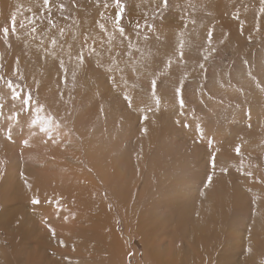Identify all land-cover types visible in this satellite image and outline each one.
<instances>
[{"label":"rangeland","instance_id":"rangeland-1","mask_svg":"<svg viewBox=\"0 0 264 264\" xmlns=\"http://www.w3.org/2000/svg\"><path fill=\"white\" fill-rule=\"evenodd\" d=\"M1 221L0 264H264V0H0Z\"/></svg>","mask_w":264,"mask_h":264},{"label":"bare ground","instance_id":"bare-ground-1","mask_svg":"<svg viewBox=\"0 0 264 264\" xmlns=\"http://www.w3.org/2000/svg\"><path fill=\"white\" fill-rule=\"evenodd\" d=\"M29 4V3H28ZM259 5V9H263V6H262V3H260V4H258ZM218 14V13H217ZM214 16V15H213ZM217 16V15H216ZM221 22H223V21H221ZM224 23V22H223ZM13 24V23H12ZM181 23H180V21H178V22H176L175 23V25H180ZM247 27V26H246ZM165 35H167V34H165ZM167 38V37H166ZM70 40V39H69ZM169 44H171V43H169ZM68 46V45H67ZM41 48V47H40ZM43 48V47H42ZM42 48H41V50H42ZM45 49H47L46 47H45ZM61 49V48H60ZM50 51V50H49ZM164 51V50H163ZM44 52V51H43ZM59 52H60V50H59ZM40 54V53H39ZM51 54V56H50V59L51 60H53L55 57H57L55 54H53V53H50ZM61 54V53H60ZM173 54V53H172ZM55 56V57H54ZM170 56V55H169ZM52 57H54V58H52ZM168 59V58H167ZM51 60H49V61H51ZM47 62H48V60H47ZM263 121V120H262ZM256 122V121H255ZM248 134H250V132L248 131L247 132ZM217 149V148H216ZM207 162V161H206ZM43 167L44 168H50V167H52V165H50V164H46V161L43 163ZM222 172V171H221ZM2 180L3 181H1V184H2V186L1 187H3L4 185H5V182H6V178H2ZM33 180V179H32ZM35 180V179H34ZM31 181L30 180V182H29V186H30V189H31V191H32V193H33V196H32V198L34 197L35 199H37V197L38 196H36L37 194H38V192L40 193V190L41 191H43V189H44V186H45V183H43L42 182V180H35V181ZM207 181V180H206ZM45 188H46V186H45ZM38 189V191L37 192H35L36 190ZM29 190V189H28ZM46 190V189H45ZM53 190H51V192H52ZM46 192V191H45ZM35 193V194H34ZM42 193V192H41ZM53 194V193H52ZM59 194V192H57L56 190H55V192H54V195L55 196H57ZM39 195V194H38ZM61 195V194H60ZM55 196H53V197H55ZM40 197H42V196H40ZM39 197V198H40ZM61 197V196H60ZM28 198H30L31 199V197H28ZM44 198V197H43ZM41 200V199H40ZM43 200V199H42ZM40 203H42V202H40ZM34 206H36V203L35 202H33L32 203ZM43 204V203H42ZM41 205V204H40ZM8 209L9 208H5L3 211H2V213H3V215L4 216H8L9 214H8ZM58 210V209H57ZM39 211H41V210H39ZM56 211V210H55ZM42 213V215H43V212H41ZM55 214V213H54ZM57 214L58 213H56L55 214V216H57ZM13 215V214H12ZM47 214H45V215H43V216H46ZM53 215V214H52ZM52 215L51 216H49V214H48V217L49 218H51V219H53L52 218ZM14 216V215H13ZM54 216V217H55ZM59 216V215H58ZM47 218V217H46ZM57 218V217H56ZM42 219V218H41ZM5 222V223H4ZM8 222H9V220H8ZM36 222V221H35ZM4 223V224H3ZM3 224V225H2ZM30 224H31V222H30ZM38 224V223H37ZM36 224V226L35 227H32V231H29V234L27 233V234H25V235H23L24 236V239L26 240V239H29V240H31V242H29L28 243V245H31L30 246V248L29 249H31L32 247H33V244H34V242L36 241V238L38 237V235H37V232L38 231H40L41 229V226H38ZM2 225V226H1ZM32 226H34V224L32 225ZM0 227H4V228H6L7 230H8V228H9V230H10V232L12 233V229L13 228H11V227H9L8 226V224H7V221H1L0 222ZM8 227V228H7ZM31 229V228H30ZM67 229V228H66ZM69 229H70V227H69ZM59 233H60V231H59ZM10 233H9V231H8V235H9ZM61 234V233H60ZM46 236V235H45ZM57 236V235H56ZM71 236V235H70ZM58 237H59V235H58ZM73 237V235L71 236V238ZM70 238V237H69ZM65 240H66V238H65ZM0 241H2V239L0 240ZM3 248H4V246H3ZM2 249V248H1ZM32 250V249H31ZM31 250H30V253H31ZM5 254V253H4ZM32 260V259H31ZM31 264H33V263H31Z\"/></svg>","mask_w":264,"mask_h":264}]
</instances>
